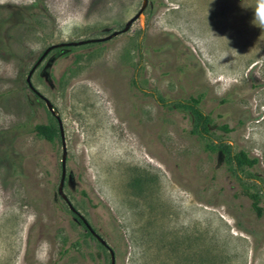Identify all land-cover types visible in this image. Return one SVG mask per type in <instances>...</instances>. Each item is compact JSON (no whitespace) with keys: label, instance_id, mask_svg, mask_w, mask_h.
<instances>
[{"label":"rangeland","instance_id":"rangeland-1","mask_svg":"<svg viewBox=\"0 0 264 264\" xmlns=\"http://www.w3.org/2000/svg\"><path fill=\"white\" fill-rule=\"evenodd\" d=\"M142 1L0 0V18L17 16L0 50V148L23 126L0 167V264H111L58 193L61 137L32 131L58 123L26 77L48 46L107 36ZM32 83L62 120L64 192L115 264H264L251 199L264 209V0H149L128 31L51 50ZM191 97L212 116L211 139L254 167L205 149L178 104Z\"/></svg>","mask_w":264,"mask_h":264},{"label":"trees","instance_id":"trees-1","mask_svg":"<svg viewBox=\"0 0 264 264\" xmlns=\"http://www.w3.org/2000/svg\"><path fill=\"white\" fill-rule=\"evenodd\" d=\"M16 24H17V16L14 13H10L7 17L0 18V50L8 48L9 45L8 39L10 37V33L13 27H15ZM35 96L39 98L36 94ZM199 103H200V98H195V97H191L190 99L183 102H178L180 108H182L185 111H189L192 114L194 124L191 133L199 134L201 137H203L206 141L205 142L206 150L216 151L220 153L227 163L234 165L236 168H241L244 166L254 167L258 163V159L250 156L248 151H246L245 149H239L238 151H234L230 144L215 143L211 139L209 134V129L212 123V116L209 113H204L201 107L199 106ZM219 128L226 132L231 131V129L227 124L220 125ZM22 129H23L22 125H17L15 128H13L10 131H7L4 134V141H3L4 145L2 148H0V167H5V168L12 167L13 163H12L11 154L13 150V142L18 137ZM32 131L37 136H39L40 138L46 140L51 144L56 143L57 138L59 136L61 137L59 124L57 126L49 123H37L33 126ZM82 194L88 199V201L91 204L94 205L95 203L96 206L105 209L104 205L99 200H97V198L93 197L88 192H86L85 189L82 190ZM251 199H252V207L255 210V212L258 215H263L264 209L262 206H260L259 203L260 199L256 195H251ZM70 212L80 220L84 228L87 230L88 235L94 237L93 234L88 230L84 222L81 220V218L78 216V214L71 210Z\"/></svg>","mask_w":264,"mask_h":264},{"label":"water","instance_id":"water-1","mask_svg":"<svg viewBox=\"0 0 264 264\" xmlns=\"http://www.w3.org/2000/svg\"><path fill=\"white\" fill-rule=\"evenodd\" d=\"M148 4H149V0H143L142 5H141L140 9L138 10V12L133 17H131L124 24V26L121 29L115 30L107 36L100 37V38H88V39L78 40V41L60 42V43H56V44H52V45L48 46L42 52V54L37 59V61L34 63V65L30 69V71L28 72V75L26 77V82H27L28 87L31 89L32 92H34L39 98H41L45 102L48 110L56 117L58 124H59L63 154H62V160H61L62 161V172H61V178H60V183H59V187H58V193L65 200V202L68 204L70 210L78 214V216L81 218V220L84 222V224L86 225L88 230L93 234V236H95L97 238V240L102 245H104L105 247L108 248V250L110 252V256H111V264H115V252H114V250L109 246L107 241L104 238H102L95 231V229L90 225V223L87 221V219L73 206V204L71 203V201L69 200V198L67 197V195L64 192V183H65V178H66L67 146H66V141H65V134H64L62 120H61V117L59 116V114L57 113V111L55 110L53 103L46 96H44L39 90H37L35 88V86L32 83V75H33L34 71L36 70V68L39 66V64L47 56V54L55 48H59V47H63V46L82 45V44L91 43V42L106 41V40L113 38L114 36H116L118 34H121V33L128 31L131 28V26L135 20H137V19L144 20L145 19V11L148 7Z\"/></svg>","mask_w":264,"mask_h":264}]
</instances>
